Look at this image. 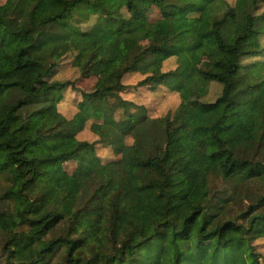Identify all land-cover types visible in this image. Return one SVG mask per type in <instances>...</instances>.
<instances>
[{"label":"trees","instance_id":"1","mask_svg":"<svg viewBox=\"0 0 264 264\" xmlns=\"http://www.w3.org/2000/svg\"><path fill=\"white\" fill-rule=\"evenodd\" d=\"M7 1L0 264H264V60L243 64L264 55V0ZM68 54L78 74L54 78Z\"/></svg>","mask_w":264,"mask_h":264},{"label":"rangeland","instance_id":"2","mask_svg":"<svg viewBox=\"0 0 264 264\" xmlns=\"http://www.w3.org/2000/svg\"><path fill=\"white\" fill-rule=\"evenodd\" d=\"M230 1H232V0H230ZM10 10H11L10 3L7 0H0V14L7 15L10 12ZM155 17H157V13L155 11H152L150 13V18H155ZM261 43L264 47V34L261 36ZM71 59H72V54H68L63 58V60L59 63V65L56 67V69L54 71L55 72L54 78H56V79H62V78L71 79V78H74L78 74L77 69L71 66ZM203 59L204 58L201 56L200 62H202ZM256 60H264V55L263 56H254L252 58L245 59L243 61V64H248V63L254 62ZM172 65H173L172 63L171 64L167 63L165 65L166 68H163V69L164 70L173 69V68H170V67H172ZM134 78L136 79L137 77H134ZM100 84H101V78H100V75L96 71V67H91V69L87 73H85L80 78V80L78 81V85L86 91H93L94 89L98 88L100 86ZM211 87H212L211 88V91H212L211 95L214 96L219 92V86L218 85H212ZM166 91L167 90L163 87H161V89L158 91L161 96L164 94V99H165L164 100L165 105H163L164 109H161L162 108V104L160 105L161 102H159V104H158L155 100L154 104L152 105L153 106L152 108L155 107V112L153 114L157 113L159 115L162 112H165L166 110H170L175 105L176 100H174L175 99L174 96L172 94L166 93ZM134 92H137L134 95H136L137 99L140 102H143L144 105H147L150 102L152 103L153 102L152 99L156 96V92L154 93V95H152L153 92L146 86L137 87L136 91H134ZM123 94H126V92ZM130 95H132V93H130ZM208 97H210V95ZM109 100L112 104V108H115V107L119 106V104H120L119 100L116 99L114 96H110ZM161 100H162V98H161ZM72 102L73 101H72L71 95H68L66 100L63 101V104H61L59 106V109L61 111H64V112H68L69 109H72ZM158 142H159V151L162 152L163 147H164L163 138L160 137L158 139ZM103 152L105 153V151H103ZM62 166L70 174L74 173L77 169L76 161L74 158L66 159L65 161H63ZM215 187L217 188V192L215 193L214 196H217L220 194L219 192L224 188V185L222 184L221 181H217ZM246 202H247V200H245V199L242 202L239 200L238 204H236L234 206V208H232V211L230 212V214L232 216L237 215V213L240 212V210L244 209ZM254 244L256 245L257 252H259L261 254L260 258L263 260L264 259V238H259V239L255 240ZM0 245H1V242H0ZM206 250H207V246L205 247V245H203L200 248L201 253L206 252ZM195 261L197 262V258L195 259Z\"/></svg>","mask_w":264,"mask_h":264},{"label":"crops","instance_id":"3","mask_svg":"<svg viewBox=\"0 0 264 264\" xmlns=\"http://www.w3.org/2000/svg\"><path fill=\"white\" fill-rule=\"evenodd\" d=\"M143 104V102H141ZM144 105V104H143ZM149 104L145 105V106H148Z\"/></svg>","mask_w":264,"mask_h":264}]
</instances>
